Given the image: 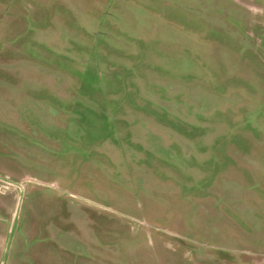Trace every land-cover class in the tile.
Returning a JSON list of instances; mask_svg holds the SVG:
<instances>
[{
	"label": "rangeland",
	"instance_id": "374dc122",
	"mask_svg": "<svg viewBox=\"0 0 264 264\" xmlns=\"http://www.w3.org/2000/svg\"><path fill=\"white\" fill-rule=\"evenodd\" d=\"M0 181V264H264V0H0Z\"/></svg>",
	"mask_w": 264,
	"mask_h": 264
},
{
	"label": "built area",
	"instance_id": "2783aa9c",
	"mask_svg": "<svg viewBox=\"0 0 264 264\" xmlns=\"http://www.w3.org/2000/svg\"><path fill=\"white\" fill-rule=\"evenodd\" d=\"M0 188H1L0 191L5 192V190L8 189V185L6 183L0 181Z\"/></svg>",
	"mask_w": 264,
	"mask_h": 264
}]
</instances>
